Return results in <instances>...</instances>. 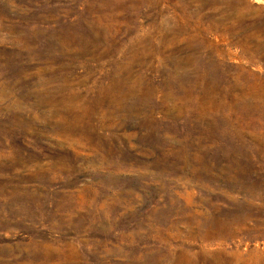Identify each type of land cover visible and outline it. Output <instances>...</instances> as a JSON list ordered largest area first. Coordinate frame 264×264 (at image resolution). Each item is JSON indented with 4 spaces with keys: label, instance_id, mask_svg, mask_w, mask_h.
Returning <instances> with one entry per match:
<instances>
[{
    "label": "rangeland",
    "instance_id": "374dc122",
    "mask_svg": "<svg viewBox=\"0 0 264 264\" xmlns=\"http://www.w3.org/2000/svg\"><path fill=\"white\" fill-rule=\"evenodd\" d=\"M0 264H264V0H0Z\"/></svg>",
    "mask_w": 264,
    "mask_h": 264
}]
</instances>
